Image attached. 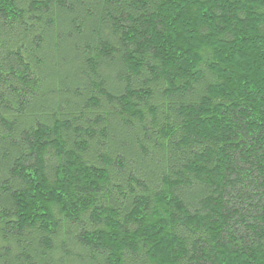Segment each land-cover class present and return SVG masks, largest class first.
<instances>
[{"label":"trees","instance_id":"1","mask_svg":"<svg viewBox=\"0 0 264 264\" xmlns=\"http://www.w3.org/2000/svg\"><path fill=\"white\" fill-rule=\"evenodd\" d=\"M0 264H264V0H0Z\"/></svg>","mask_w":264,"mask_h":264}]
</instances>
